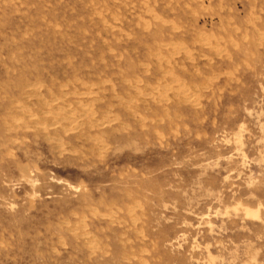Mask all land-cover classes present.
<instances>
[{"label":"rangeland","instance_id":"1","mask_svg":"<svg viewBox=\"0 0 264 264\" xmlns=\"http://www.w3.org/2000/svg\"><path fill=\"white\" fill-rule=\"evenodd\" d=\"M0 264H264V0H0Z\"/></svg>","mask_w":264,"mask_h":264},{"label":"bare ground","instance_id":"2","mask_svg":"<svg viewBox=\"0 0 264 264\" xmlns=\"http://www.w3.org/2000/svg\"><path fill=\"white\" fill-rule=\"evenodd\" d=\"M29 24V23H28ZM51 24V23H50ZM30 29V28H29ZM11 38V37H10ZM91 40V39H90ZM162 47V46H161ZM101 56V55H100ZM72 75V74H71ZM108 83V82H107ZM157 89V88H156ZM182 95V94H181ZM163 100V99H162ZM161 101V100H160ZM159 101V102H160ZM15 102V101H14ZM163 102V101H162ZM167 102V101H166ZM158 104V103H157ZM90 105V104H89ZM195 106V105H194ZM89 107V106H88ZM13 109V108H12ZM74 110V109H73ZM12 112V111H11ZM78 113V112H77ZM58 116V115H57ZM82 117V116H81ZM10 118V117H9ZM32 118V117H31ZM67 118V117H66ZM62 119V118H61ZM24 120V119H23ZM66 120V119H65ZM145 120V119H143ZM28 121V120H27ZM111 123V122H110ZM85 125V124H84ZM88 125V124H87ZM24 126V125H23ZM68 126V125H67ZM51 127V126H50ZM71 127V126H70ZM128 128V127H127ZM44 129V128H43ZM62 130V129H61ZM121 130V129H120ZM123 130V129H122ZM47 132V131H46ZM49 134V133H48ZM104 134V133H103ZM106 136V135H105ZM37 137V136H36ZM46 138V137H45ZM54 138V137H53ZM91 139V138H90ZM52 140V139H51ZM72 149V148H71ZM105 149V148H104Z\"/></svg>","mask_w":264,"mask_h":264}]
</instances>
